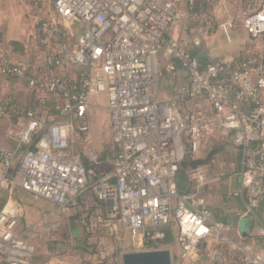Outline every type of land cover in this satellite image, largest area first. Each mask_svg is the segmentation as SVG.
<instances>
[{
  "label": "built area",
  "instance_id": "1",
  "mask_svg": "<svg viewBox=\"0 0 264 264\" xmlns=\"http://www.w3.org/2000/svg\"><path fill=\"white\" fill-rule=\"evenodd\" d=\"M43 1L51 2L54 16L36 20L37 50L23 62L15 60L12 47L0 50V76L28 83L61 107L56 117L29 110L28 120L18 122V147H0V186H18L61 211L93 190L108 204L110 217L139 241L138 247L161 250V243L176 231L183 259L205 250L210 264H264V250L232 239L229 228L213 220L198 192L208 181L205 172L190 171L192 194L182 195L177 182L187 150L194 155L204 141L221 134L231 137L241 154L243 188L235 197L246 195L250 209L264 202V52L239 63L202 64L189 44L167 38L189 19L184 0L36 4ZM255 2L245 13L244 26L257 38L264 35V0ZM74 23L85 27L79 38L71 33ZM205 28L221 30L230 40L234 22L217 24L208 15ZM192 44L201 47L202 37ZM162 55L168 60L164 71ZM176 64L186 72L187 82L178 86L175 99L161 101L162 73L176 77ZM77 70L81 80L67 81ZM101 96L107 100L119 152L111 171L94 179L98 157L91 154L86 166L76 151V138L89 133V112ZM21 214L10 205L0 211V260L7 264H35L36 248L16 234ZM59 228V223L50 225L54 232Z\"/></svg>",
  "mask_w": 264,
  "mask_h": 264
},
{
  "label": "crops",
  "instance_id": "2",
  "mask_svg": "<svg viewBox=\"0 0 264 264\" xmlns=\"http://www.w3.org/2000/svg\"><path fill=\"white\" fill-rule=\"evenodd\" d=\"M189 1L192 2V0H184L183 4V11L189 16L187 21L196 18L205 23L207 16L190 15ZM46 2L43 1L37 5L36 0H0V50L12 47L13 57L17 62L26 61L37 50L34 36L35 22L38 17L40 15L54 16V14L49 15L46 12L44 7ZM232 4L238 9L237 11H242L243 14L255 7V5L242 7L237 1ZM232 4L225 5L223 1L218 2L213 6L210 15L219 19L220 23L232 19L234 16ZM185 23L187 22H183L175 31L169 33L167 38L180 41L176 38V32ZM70 27L71 33L76 38L82 35L85 28L80 23H74ZM233 30L230 32V40H228L221 30H217L214 34L207 32L205 26H202L197 31L202 34L203 45L201 47H195L192 44L193 40H189L187 37L180 42L189 44V49L200 59L202 64L216 60L232 62L245 55L262 56L264 40L261 36L254 38L243 25H239ZM167 61V58L162 55L163 71ZM176 65L178 70L176 77L179 71L182 72L183 77H174V79L180 82L179 85L184 84L187 82V74L179 64ZM3 89L9 90L8 95L11 96L15 89L22 88L15 82L0 76V92ZM0 127L4 130V139H0V147L16 149L19 128L11 123L9 115L0 116ZM204 142V144L209 143L212 147L209 148L205 160L212 157L207 165L201 167L207 175L208 181L198 191L199 195L205 200L207 208L213 215V220L221 222L229 228L232 239L252 244L258 250L264 243V202H261L257 208L250 209L246 195L235 197V194L243 188L240 176L242 169L240 151L234 147L231 137L221 134H215ZM202 144L200 148H202ZM95 197L98 198L95 192L89 190L80 198L76 206H70L65 211H61L54 203L37 198L18 186L13 188L0 186V211L5 205L16 206L22 210L16 234L36 248L35 264H112L108 257L103 258L101 252L95 253L89 246V241L93 238L95 224H98L99 227H109L115 221L109 215L108 204L100 198L106 204V207H103L100 202L95 201ZM44 214H48V218L44 219ZM107 218L109 220L105 221ZM63 222L67 224L63 233L58 234L59 230L54 232L50 229V225L54 223H59V229H61ZM169 244L168 238H166L161 243V249L168 248ZM169 248L167 250H170L172 255L174 247ZM179 248L177 256H181L182 253ZM204 253L205 250H202L198 256L185 259L181 264H209L202 260L204 257L207 258ZM172 259L174 264V255H172ZM0 264L7 263L0 260Z\"/></svg>",
  "mask_w": 264,
  "mask_h": 264
},
{
  "label": "rangeland",
  "instance_id": "3",
  "mask_svg": "<svg viewBox=\"0 0 264 264\" xmlns=\"http://www.w3.org/2000/svg\"><path fill=\"white\" fill-rule=\"evenodd\" d=\"M223 0H217L216 4L218 2H221ZM236 1L233 0L230 4L235 3ZM47 3V2H46ZM44 4L46 12H48L49 15H53V5L51 2H48L47 4ZM187 3V1H186ZM229 4V5H230ZM233 5V4H232ZM256 6V4H255ZM233 5V15L232 19L234 22V30L237 26L243 25L244 26V18L245 14H243L242 11H237ZM215 18V17H214ZM228 20H225L226 22ZM187 23L183 24V26L176 32V38L178 40L184 41V38H188L189 40H193L197 36H201L202 34L199 31V29L202 26H205L204 22H201L198 19H194L191 21H187ZM223 22V23H224ZM216 23L221 24L220 20L216 18ZM232 29V30H233ZM233 30V31H234ZM216 32V31H215ZM214 32V34H215ZM200 33V34H199ZM264 40V35L261 36ZM163 74V80L160 83L159 86V93L158 98L162 101H168L172 100L176 97V91L178 89V86L180 82L178 80L174 79V77L170 76L167 73ZM182 72H178V76L176 78H182ZM17 85H20V87L23 89H15L14 96L15 98L19 99L22 104H27V95L25 92V84L22 83H15ZM9 90L3 89L0 92V100L4 101L6 98L9 97ZM89 120H90V131L85 136H78L76 138V151L78 155L80 156L81 160L86 164V166H90V160L89 156L92 154L94 156L98 157V160L102 162L104 168H108L111 166V163L118 153V146L115 144L113 140V136L111 134L110 126H109V112L107 110V100L105 96H101L97 100L94 101V104H92V107L89 112ZM3 129L0 127V139H4L3 136ZM205 143V142H204ZM202 144V148H200L199 152L194 154V159L196 160H205L208 155L209 148H212L209 143ZM3 147V146H2ZM202 170V168H199ZM190 171L187 173L188 176H190ZM190 178V177H189ZM109 219H105V221H108ZM61 229L57 232L58 234H61L64 232L66 227V222L62 223ZM104 225V224H100ZM114 225V226H113ZM112 226L109 227H99L98 224H95L93 227V238L91 241H89V246L93 251L101 252L103 255V258H109V262L112 264L117 263L119 261V264H122V256L126 253H132V252H144L149 251L147 248L144 247H138L139 241H137L133 236L130 234L129 231L121 229L120 225L117 221L113 222ZM54 233V234H57ZM168 242L170 243L169 247L172 248V255H174V264L183 262L185 259L182 258V256H177V251L179 246L178 240H177V233L176 231H172L168 237ZM164 248L161 250H166L170 248ZM177 248V249H176ZM180 249V248H179ZM258 250H264V243L261 244ZM117 258V262H116ZM204 262H207L210 264V260L208 258H202ZM195 263H198L195 261Z\"/></svg>",
  "mask_w": 264,
  "mask_h": 264
},
{
  "label": "trees",
  "instance_id": "4",
  "mask_svg": "<svg viewBox=\"0 0 264 264\" xmlns=\"http://www.w3.org/2000/svg\"><path fill=\"white\" fill-rule=\"evenodd\" d=\"M237 3L242 5V7L243 6L248 7V6H253L256 2L255 0H238ZM212 9H213L212 5L203 3L199 0L188 2V10L191 16H197V15L208 16L210 15ZM252 56L253 55L241 56L240 58L235 60V62L239 63L244 58H248ZM41 70H44V68H42ZM66 79L69 82L71 79H72V82L80 81L81 72L77 70L76 72H74L73 76H67ZM23 84H25V92H26L27 99H28L27 104L26 105L22 104L20 100L12 96L14 95L12 94L8 98H6L4 101L0 100V108H1L0 114L1 115H9V119L13 125L14 124L17 125L19 121H22L23 123H25L28 120L27 114L29 110H36L40 115L44 117H48V118H53L59 115V111H60L59 109L61 107L60 102L58 103L57 100L53 97H43L41 93H39L38 91L29 88V84L26 82ZM186 147H188V145ZM118 152H119V149H118ZM211 157L212 156H210L208 160H196L194 159V155L188 152L187 150L185 158L180 164L179 172L177 176L179 192L182 195H189L195 192V186L190 181L187 173L189 171L197 170L201 167H204L205 165L209 163ZM113 161L111 163V166H109L108 168H104L102 162L99 161V163L96 166H94V169L96 172V177L94 179H98L102 175L110 172L113 167ZM15 170L16 169H12L11 173L13 174ZM95 201L100 202V205H102L103 207H106V204L104 203V201L100 200L99 197L98 198L95 197ZM118 264H119V261H118Z\"/></svg>",
  "mask_w": 264,
  "mask_h": 264
},
{
  "label": "water",
  "instance_id": "5",
  "mask_svg": "<svg viewBox=\"0 0 264 264\" xmlns=\"http://www.w3.org/2000/svg\"><path fill=\"white\" fill-rule=\"evenodd\" d=\"M122 264H173L170 250L144 251L126 253Z\"/></svg>",
  "mask_w": 264,
  "mask_h": 264
}]
</instances>
